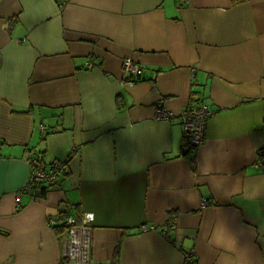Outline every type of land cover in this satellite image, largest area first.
Returning <instances> with one entry per match:
<instances>
[{
	"label": "crops",
	"instance_id": "obj_1",
	"mask_svg": "<svg viewBox=\"0 0 264 264\" xmlns=\"http://www.w3.org/2000/svg\"><path fill=\"white\" fill-rule=\"evenodd\" d=\"M203 104L185 153L180 116ZM263 149L264 0L1 1L0 264H60L66 212L94 215L89 264H264ZM32 154L68 160L39 200Z\"/></svg>",
	"mask_w": 264,
	"mask_h": 264
},
{
	"label": "built area",
	"instance_id": "obj_2",
	"mask_svg": "<svg viewBox=\"0 0 264 264\" xmlns=\"http://www.w3.org/2000/svg\"><path fill=\"white\" fill-rule=\"evenodd\" d=\"M183 1L188 2V0ZM87 66L92 68L94 63L89 62ZM122 70L130 84L145 73L144 68L138 65L131 57H127L122 61ZM213 115V110L206 104L187 108L183 111L180 116V123L184 152H194L205 141L206 125ZM154 116L156 121H170L172 118L171 113L161 103H157L155 106ZM42 131L45 132V127H42ZM74 151L73 149L72 152ZM42 161L43 159L37 154H32L28 159L30 175L24 191L31 193L33 197H38L41 187L44 186H50L51 189H60L61 178L67 170V161H55L46 166L41 164ZM263 165L264 149L258 160V166L261 167ZM206 205L207 202L204 201L203 206L205 207ZM93 221L94 215L87 214L82 221V226H76V220L67 212L55 215L49 219L51 227L59 225L70 227L68 230L67 255L73 264H89V233L90 225ZM144 229L147 230L146 227ZM185 259L187 264H194V253L192 251L187 252Z\"/></svg>",
	"mask_w": 264,
	"mask_h": 264
},
{
	"label": "trees",
	"instance_id": "obj_3",
	"mask_svg": "<svg viewBox=\"0 0 264 264\" xmlns=\"http://www.w3.org/2000/svg\"><path fill=\"white\" fill-rule=\"evenodd\" d=\"M1 1H2V0H0V3H1ZM52 133H55V131L53 130ZM185 153H186V152H185ZM41 164L44 165V161H42ZM67 164H68V160H67ZM66 175H67V170H66V173H65L64 176H66ZM64 176H63V177H64ZM63 177H62V178H63ZM62 178H61V179H62ZM49 189H51L50 186H44V187H41V189H40V190H41L40 194L38 195V197H34V198L37 199V200L44 198V196L46 195V191L49 190ZM78 224H79V223H76L75 225H76V226H79ZM69 228H70V227H69V226H66V225H63V226L60 227V229H62V231H64V230H69ZM60 264H71V263H70V259H69V257H65V258H63V259L61 260V263H60Z\"/></svg>",
	"mask_w": 264,
	"mask_h": 264
}]
</instances>
